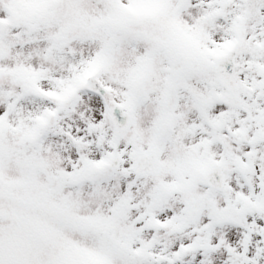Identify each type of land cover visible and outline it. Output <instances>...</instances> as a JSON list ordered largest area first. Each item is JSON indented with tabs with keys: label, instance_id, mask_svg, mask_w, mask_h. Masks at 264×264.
Wrapping results in <instances>:
<instances>
[{
	"label": "snow or ice",
	"instance_id": "1",
	"mask_svg": "<svg viewBox=\"0 0 264 264\" xmlns=\"http://www.w3.org/2000/svg\"><path fill=\"white\" fill-rule=\"evenodd\" d=\"M0 264H264V0H0Z\"/></svg>",
	"mask_w": 264,
	"mask_h": 264
}]
</instances>
